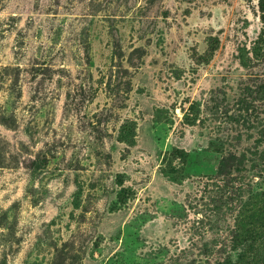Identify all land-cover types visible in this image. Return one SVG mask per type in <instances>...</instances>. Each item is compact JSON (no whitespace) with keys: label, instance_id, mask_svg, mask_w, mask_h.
<instances>
[{"label":"rangeland","instance_id":"rangeland-1","mask_svg":"<svg viewBox=\"0 0 264 264\" xmlns=\"http://www.w3.org/2000/svg\"><path fill=\"white\" fill-rule=\"evenodd\" d=\"M263 124L261 0H0V264H236Z\"/></svg>","mask_w":264,"mask_h":264},{"label":"trees","instance_id":"trees-1","mask_svg":"<svg viewBox=\"0 0 264 264\" xmlns=\"http://www.w3.org/2000/svg\"><path fill=\"white\" fill-rule=\"evenodd\" d=\"M264 10V0H261ZM264 128V124L263 127ZM264 136V134H263ZM242 161L231 154L220 161L219 172L223 175L225 186L236 195L240 190L233 188V175L242 169ZM23 167L34 171L39 169V160L26 158L22 161ZM248 205L241 207L235 217L234 229L231 234V243L237 252L236 264H264V194L250 196Z\"/></svg>","mask_w":264,"mask_h":264}]
</instances>
